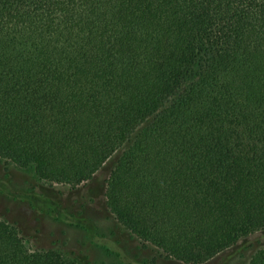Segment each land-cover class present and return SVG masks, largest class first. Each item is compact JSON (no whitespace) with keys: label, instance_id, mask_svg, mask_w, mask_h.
Here are the masks:
<instances>
[{"label":"trees","instance_id":"1","mask_svg":"<svg viewBox=\"0 0 264 264\" xmlns=\"http://www.w3.org/2000/svg\"><path fill=\"white\" fill-rule=\"evenodd\" d=\"M202 264L264 230V0H0V159ZM0 264H80L0 220ZM247 264H264V245Z\"/></svg>","mask_w":264,"mask_h":264},{"label":"rangeland","instance_id":"2","mask_svg":"<svg viewBox=\"0 0 264 264\" xmlns=\"http://www.w3.org/2000/svg\"><path fill=\"white\" fill-rule=\"evenodd\" d=\"M114 159L76 187L0 159V220L15 225L27 249H53L80 264H180L142 247L108 212L103 187ZM263 245L264 230L256 231L202 264H247Z\"/></svg>","mask_w":264,"mask_h":264}]
</instances>
